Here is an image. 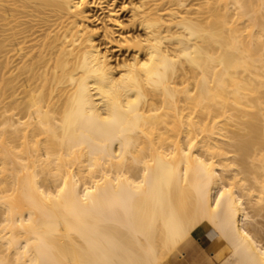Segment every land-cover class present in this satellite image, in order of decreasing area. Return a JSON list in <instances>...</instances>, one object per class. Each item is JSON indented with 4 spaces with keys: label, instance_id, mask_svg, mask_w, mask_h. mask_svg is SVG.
<instances>
[{
    "label": "bare ground",
    "instance_id": "6f19581e",
    "mask_svg": "<svg viewBox=\"0 0 264 264\" xmlns=\"http://www.w3.org/2000/svg\"><path fill=\"white\" fill-rule=\"evenodd\" d=\"M208 253L264 264V0H0V264Z\"/></svg>",
    "mask_w": 264,
    "mask_h": 264
},
{
    "label": "rangeland",
    "instance_id": "374dc122",
    "mask_svg": "<svg viewBox=\"0 0 264 264\" xmlns=\"http://www.w3.org/2000/svg\"><path fill=\"white\" fill-rule=\"evenodd\" d=\"M194 235L198 239V240H196V243L200 242L201 244H205V248L207 249V251H213V250L220 248L222 246V244H220V243H218V245H216L212 240H208V241L203 240V236H201L199 234H194ZM211 241H212V244L210 247ZM218 242H221V240H218ZM208 258H209V260H211V264H219V261L211 253H208Z\"/></svg>",
    "mask_w": 264,
    "mask_h": 264
},
{
    "label": "crops",
    "instance_id": "0c3cea01",
    "mask_svg": "<svg viewBox=\"0 0 264 264\" xmlns=\"http://www.w3.org/2000/svg\"><path fill=\"white\" fill-rule=\"evenodd\" d=\"M188 259H190V258H188ZM186 263L189 264V262H186ZM203 264H211V260H208V261L204 262Z\"/></svg>",
    "mask_w": 264,
    "mask_h": 264
}]
</instances>
